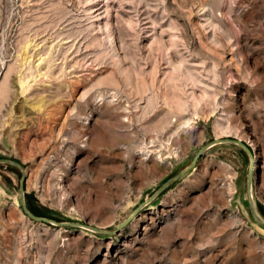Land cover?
Here are the masks:
<instances>
[{
    "label": "rangeland",
    "instance_id": "1",
    "mask_svg": "<svg viewBox=\"0 0 264 264\" xmlns=\"http://www.w3.org/2000/svg\"><path fill=\"white\" fill-rule=\"evenodd\" d=\"M0 158L114 231L0 163V264H264V0H0Z\"/></svg>",
    "mask_w": 264,
    "mask_h": 264
},
{
    "label": "water",
    "instance_id": "2",
    "mask_svg": "<svg viewBox=\"0 0 264 264\" xmlns=\"http://www.w3.org/2000/svg\"><path fill=\"white\" fill-rule=\"evenodd\" d=\"M219 143H233V144L239 145V146H241L249 154V156H250V158L252 160H254V158H255V155H254L252 149L248 146V144H246L241 139L231 138V137L214 138L212 141H210L209 143H207L203 147H201V149L198 151V153L194 157L193 161L187 167H185L180 172H178L174 176L170 177L166 182H164L156 190V192L152 195L151 199H153L154 197H156L157 195H159L160 193H162L165 189H167L175 181H177L178 179H180L181 177H183L185 174H187L197 164L198 160L206 153V151L208 149H210L211 147H213L214 145H217ZM0 163L6 164V165L15 166V167H17L21 171V173H22L21 180H20L21 203H22V207H23L24 211L32 219H34L36 221L44 222V223H50V224L58 225V226L85 227V228H88V229H90V230H92L94 232H97V233H113L114 232V231H109V230H105V229H102V228H98V227H95V226L87 225V224H84V223H81V222H76V221H59V220H56V219H53V218L36 215L35 213H33L30 210V208L27 205V201H26V187H25V183H26L27 171H26L25 166L22 163H20L19 161L14 160V159H10V158H0ZM253 165L251 166V168L249 170L248 178H247V193H248L249 205H250L251 212H252L253 216L255 217V219L258 222L264 224V218L260 215V213L258 211L257 204H256V201H255V198H254V193H253V185H254V181H253L254 180V169H253ZM145 204H146V202H143L132 213V215L129 218H127L119 226V228L125 226L134 217V215H136L140 211V209Z\"/></svg>",
    "mask_w": 264,
    "mask_h": 264
},
{
    "label": "trees",
    "instance_id": "3",
    "mask_svg": "<svg viewBox=\"0 0 264 264\" xmlns=\"http://www.w3.org/2000/svg\"><path fill=\"white\" fill-rule=\"evenodd\" d=\"M237 147H238V149H240L241 151H243L244 153H246L247 154V152L241 147V146H238V145H236ZM180 172V171H179ZM178 173V172H177ZM176 173V174H177ZM173 185V184H172ZM172 185L171 186H169L168 187V189L169 188H171L172 187ZM26 199H27V194H26ZM245 203L247 204V206L249 207V209H250V205H249V199L247 198L246 199V201H245ZM27 205H28V207L30 208V210L33 212V213H35L36 215H39V216H43V214L41 213V211L39 210V209H37V208H35V207H33L31 204H29V203H27ZM261 207H262V205H260ZM257 208H258V211H259V204H257ZM250 213H251V216L253 217V219H255V217L253 216V214H252V212H251V209H250ZM260 213V212H259ZM261 215V214H260ZM262 216V215H261ZM256 220V219H255ZM257 221V220H256ZM258 222V221H257ZM260 223V222H259ZM261 224V223H260ZM262 226H264V224H261Z\"/></svg>",
    "mask_w": 264,
    "mask_h": 264
},
{
    "label": "bare ground",
    "instance_id": "4",
    "mask_svg": "<svg viewBox=\"0 0 264 264\" xmlns=\"http://www.w3.org/2000/svg\"><path fill=\"white\" fill-rule=\"evenodd\" d=\"M257 165H258L257 160H255V161H254V165H253V169H254V171H255V169L257 168Z\"/></svg>",
    "mask_w": 264,
    "mask_h": 264
}]
</instances>
